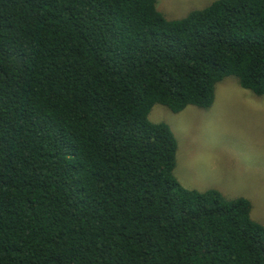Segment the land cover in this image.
<instances>
[{
    "label": "trees",
    "instance_id": "obj_1",
    "mask_svg": "<svg viewBox=\"0 0 264 264\" xmlns=\"http://www.w3.org/2000/svg\"><path fill=\"white\" fill-rule=\"evenodd\" d=\"M0 0V264H264L247 198L184 188L154 105L264 96V0Z\"/></svg>",
    "mask_w": 264,
    "mask_h": 264
},
{
    "label": "rangeland",
    "instance_id": "obj_2",
    "mask_svg": "<svg viewBox=\"0 0 264 264\" xmlns=\"http://www.w3.org/2000/svg\"><path fill=\"white\" fill-rule=\"evenodd\" d=\"M214 1L158 0L156 8L169 20L181 19ZM149 120L170 127L177 141L173 174L184 188L247 198L251 218L264 225V96L229 76L217 84L209 108L187 106L174 113L157 104Z\"/></svg>",
    "mask_w": 264,
    "mask_h": 264
}]
</instances>
